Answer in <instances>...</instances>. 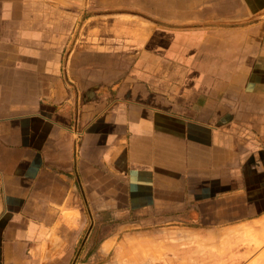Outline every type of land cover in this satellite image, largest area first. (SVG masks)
I'll list each match as a JSON object with an SVG mask.
<instances>
[{
    "label": "crops",
    "instance_id": "obj_1",
    "mask_svg": "<svg viewBox=\"0 0 264 264\" xmlns=\"http://www.w3.org/2000/svg\"><path fill=\"white\" fill-rule=\"evenodd\" d=\"M124 208L264 217V0H0V264L102 258Z\"/></svg>",
    "mask_w": 264,
    "mask_h": 264
},
{
    "label": "rangeland",
    "instance_id": "obj_2",
    "mask_svg": "<svg viewBox=\"0 0 264 264\" xmlns=\"http://www.w3.org/2000/svg\"><path fill=\"white\" fill-rule=\"evenodd\" d=\"M77 121L78 118L71 131L75 139H80L84 131ZM120 197L123 200L117 198L118 203L125 207L128 199L124 194ZM103 198L106 199L105 196ZM87 207V239L83 243L88 242V235L93 232L96 214L92 206ZM118 213L119 217L114 221H118V225H111V222L102 226L101 237L114 232L110 252L96 260L86 259L83 264H264V238L261 241L264 217L255 225L223 228L202 226L199 221L197 226L190 225L195 223L187 220L182 225L167 222L169 220L157 223L162 217L142 219L132 211L126 212L125 208ZM102 218L107 220L104 215ZM126 219L135 220V223H123ZM185 222L189 225H184ZM73 260L72 264H80L83 258L76 256Z\"/></svg>",
    "mask_w": 264,
    "mask_h": 264
},
{
    "label": "bare ground",
    "instance_id": "obj_3",
    "mask_svg": "<svg viewBox=\"0 0 264 264\" xmlns=\"http://www.w3.org/2000/svg\"><path fill=\"white\" fill-rule=\"evenodd\" d=\"M259 225H261V224H259ZM242 227H243V226H242ZM243 229H244V228H243ZM239 230H242V229H239ZM244 230H245V229H244ZM262 230H263L262 233L260 232V233H261V241H262V239L264 238V225L262 226ZM247 231H248V230H247ZM226 233H227V232H226ZM226 233H225V234H226ZM246 235H247V234H246ZM246 237H247V236H246ZM259 242H260V241H259ZM259 242H258L257 244H259Z\"/></svg>",
    "mask_w": 264,
    "mask_h": 264
}]
</instances>
